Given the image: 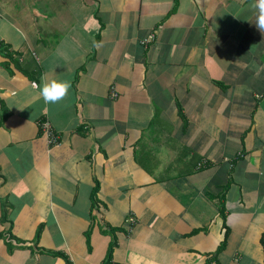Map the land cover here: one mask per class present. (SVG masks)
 <instances>
[{
  "label": "crops",
  "instance_id": "crops-1",
  "mask_svg": "<svg viewBox=\"0 0 264 264\" xmlns=\"http://www.w3.org/2000/svg\"><path fill=\"white\" fill-rule=\"evenodd\" d=\"M251 3L0 0V264H264Z\"/></svg>",
  "mask_w": 264,
  "mask_h": 264
},
{
  "label": "clouds",
  "instance_id": "clouds-1",
  "mask_svg": "<svg viewBox=\"0 0 264 264\" xmlns=\"http://www.w3.org/2000/svg\"><path fill=\"white\" fill-rule=\"evenodd\" d=\"M251 7L256 9L255 21L252 23L261 32H264V0H252ZM70 88V80L58 78L51 80L44 79L39 88V96L43 97L46 103H56L66 97Z\"/></svg>",
  "mask_w": 264,
  "mask_h": 264
},
{
  "label": "built area",
  "instance_id": "built-area-1",
  "mask_svg": "<svg viewBox=\"0 0 264 264\" xmlns=\"http://www.w3.org/2000/svg\"><path fill=\"white\" fill-rule=\"evenodd\" d=\"M153 38H154V34H151L150 37L148 39H146V42L153 40ZM43 129H44V131H46L50 135V140L52 142L57 141V139H58L57 135L51 130V128L49 127V125L47 123H44ZM131 220H133V219L131 218L130 221Z\"/></svg>",
  "mask_w": 264,
  "mask_h": 264
},
{
  "label": "trees",
  "instance_id": "trees-1",
  "mask_svg": "<svg viewBox=\"0 0 264 264\" xmlns=\"http://www.w3.org/2000/svg\"><path fill=\"white\" fill-rule=\"evenodd\" d=\"M223 215H225V212L223 213ZM88 237H90V233H88ZM116 241L114 240L111 245H110V248H109V251H108V261H110L111 259V256H112V253H113V248H114V245H115Z\"/></svg>",
  "mask_w": 264,
  "mask_h": 264
},
{
  "label": "bare ground",
  "instance_id": "bare-ground-1",
  "mask_svg": "<svg viewBox=\"0 0 264 264\" xmlns=\"http://www.w3.org/2000/svg\"><path fill=\"white\" fill-rule=\"evenodd\" d=\"M225 86V85H224ZM223 87V86H222ZM224 89V88H223ZM225 90H226V87H225Z\"/></svg>",
  "mask_w": 264,
  "mask_h": 264
}]
</instances>
